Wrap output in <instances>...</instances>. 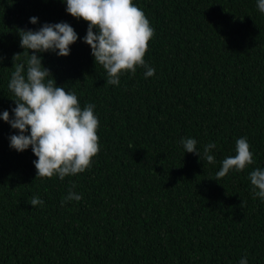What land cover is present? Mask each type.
<instances>
[{
  "label": "trees",
  "instance_id": "16d2710c",
  "mask_svg": "<svg viewBox=\"0 0 264 264\" xmlns=\"http://www.w3.org/2000/svg\"><path fill=\"white\" fill-rule=\"evenodd\" d=\"M133 2L155 30L145 56L155 76L138 67L115 86L84 43L88 24L65 3L0 0V115L14 118L18 29L67 22L79 37L70 56L42 62L100 122L90 169L60 180L36 179L37 157L10 148L18 133L0 119V264H264V201L249 180L264 169V13L257 0ZM184 138L201 152L214 143L215 163L186 153ZM239 138L254 163L218 183ZM69 189L83 198L62 206Z\"/></svg>",
  "mask_w": 264,
  "mask_h": 264
},
{
  "label": "clouds",
  "instance_id": "9594fccd",
  "mask_svg": "<svg viewBox=\"0 0 264 264\" xmlns=\"http://www.w3.org/2000/svg\"><path fill=\"white\" fill-rule=\"evenodd\" d=\"M58 2L66 4V12L73 18L88 24L84 43L90 46L96 66L106 70V85L118 86L122 74L134 76L138 67L145 69V78L155 76L156 70L145 62L155 30L133 0ZM257 7L264 13V0H257ZM30 23L38 24V18L31 17ZM17 34L24 51L13 55V71L8 83L10 99L15 104L14 118L7 110L0 115V119L18 133L10 135V148L20 153L31 148L37 157L33 161L36 179L58 176L64 180L67 176L84 173L100 152L97 134L100 122L95 115V105L88 103L81 108L77 95L64 86H57L53 74L42 62V54L48 52L69 57L71 46L79 39L78 34L67 22L45 23L35 31L18 29ZM3 59L0 55V64ZM180 143L186 153L194 154L208 164L215 163V156L211 154L216 148L214 143L205 145L202 152L193 138H184ZM235 153L221 162L215 181L225 178L232 170L242 172L254 163L247 138L236 140ZM249 180L253 199L258 197L264 201V169L251 171ZM82 198L69 189L61 204L73 200L79 202ZM28 203L33 208L44 205L39 196L31 197ZM239 264H248L247 257L241 258Z\"/></svg>",
  "mask_w": 264,
  "mask_h": 264
}]
</instances>
